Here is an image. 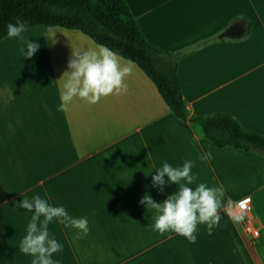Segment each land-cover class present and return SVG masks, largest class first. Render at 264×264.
<instances>
[{"label":"crops","instance_id":"obj_1","mask_svg":"<svg viewBox=\"0 0 264 264\" xmlns=\"http://www.w3.org/2000/svg\"><path fill=\"white\" fill-rule=\"evenodd\" d=\"M127 2L152 45L183 53L178 76L192 115L227 112L264 134V0ZM236 23L243 32L223 36ZM22 35L0 41V264H31L19 244L32 213L17 205L37 194L89 221V234L78 240L77 230L49 224L63 245L52 257L57 264H264L263 155L215 146L196 124L179 120L145 72L119 55L132 70L126 93L94 105L77 98L67 112L58 111L59 79L73 51L99 44L61 26H31ZM26 41L40 45L30 58L21 52ZM209 151L210 161L198 159ZM188 160L197 176L190 187L225 190L219 226L208 235L199 225L195 244L159 235L154 210L139 203L145 193L158 203L174 193L177 185L160 191L152 177L165 161L181 167ZM241 199L250 203L257 239L233 215Z\"/></svg>","mask_w":264,"mask_h":264},{"label":"clouds","instance_id":"obj_2","mask_svg":"<svg viewBox=\"0 0 264 264\" xmlns=\"http://www.w3.org/2000/svg\"><path fill=\"white\" fill-rule=\"evenodd\" d=\"M27 23L17 17L15 23L7 24V36L23 40ZM27 52L21 48L26 57H32L40 45L26 41ZM131 68L121 62L116 52L104 45L95 49L73 51L68 62V70L59 79L63 81L60 89L58 111L67 112L75 99L88 104L98 103L102 97L122 95L127 92L126 78L131 74ZM212 153L206 152L199 156L201 161H210ZM195 161L188 160L181 167H173L165 161L158 174L152 177V186L164 190L165 184L177 185V190L168 195L163 202H156L151 194L145 193L139 201L148 210H154L155 221L153 230L161 236L173 239V234L184 237L189 243L195 244L199 225H205L207 234L219 226L221 219L219 211L225 194L223 185L210 187L199 183L190 187L197 180L192 173ZM165 176L168 180H165ZM32 213L27 225V234L19 244V251L33 257L31 264H57L52 259L53 254L61 252L63 245L50 236L49 224L56 220L65 228L75 229L76 239L87 236L90 232L86 217L71 216L64 206H53L39 194L31 199L23 197L17 205Z\"/></svg>","mask_w":264,"mask_h":264},{"label":"trees","instance_id":"obj_3","mask_svg":"<svg viewBox=\"0 0 264 264\" xmlns=\"http://www.w3.org/2000/svg\"><path fill=\"white\" fill-rule=\"evenodd\" d=\"M17 17L27 27L61 26L80 30L126 60L155 83L173 114L196 124L219 148L233 147L264 156V134L246 129L227 112L192 115L184 99L178 68L183 53L158 48L146 38L127 0H0V41Z\"/></svg>","mask_w":264,"mask_h":264},{"label":"built area","instance_id":"obj_4","mask_svg":"<svg viewBox=\"0 0 264 264\" xmlns=\"http://www.w3.org/2000/svg\"><path fill=\"white\" fill-rule=\"evenodd\" d=\"M251 206L248 200L241 199L234 205L231 210L233 215L242 222L243 232L253 239H257L260 236V230L249 219L248 213Z\"/></svg>","mask_w":264,"mask_h":264},{"label":"water","instance_id":"obj_5","mask_svg":"<svg viewBox=\"0 0 264 264\" xmlns=\"http://www.w3.org/2000/svg\"><path fill=\"white\" fill-rule=\"evenodd\" d=\"M234 30H235V26L229 27L225 32H223V36H225V37H235L237 35H240L243 32V30L238 31V32H235Z\"/></svg>","mask_w":264,"mask_h":264},{"label":"rangeland","instance_id":"obj_6","mask_svg":"<svg viewBox=\"0 0 264 264\" xmlns=\"http://www.w3.org/2000/svg\"><path fill=\"white\" fill-rule=\"evenodd\" d=\"M14 39H9L7 42H11V41H13ZM10 44H13V43H10ZM9 45H6L5 47H4V49H5V51H7V47H8ZM18 50H20V48L18 49ZM3 53H5L3 50H1L0 51V60L2 59V57H3ZM20 57V56H19ZM0 63H2V62H0Z\"/></svg>","mask_w":264,"mask_h":264},{"label":"flooded vegetation","instance_id":"obj_7","mask_svg":"<svg viewBox=\"0 0 264 264\" xmlns=\"http://www.w3.org/2000/svg\"><path fill=\"white\" fill-rule=\"evenodd\" d=\"M234 26H235V30H234L235 32L243 30V26L241 23H236Z\"/></svg>","mask_w":264,"mask_h":264}]
</instances>
